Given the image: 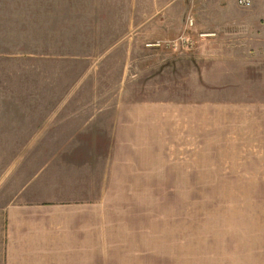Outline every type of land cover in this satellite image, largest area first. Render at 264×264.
I'll return each mask as SVG.
<instances>
[{"label":"rangeland","instance_id":"1","mask_svg":"<svg viewBox=\"0 0 264 264\" xmlns=\"http://www.w3.org/2000/svg\"><path fill=\"white\" fill-rule=\"evenodd\" d=\"M225 1L229 4L227 12L232 14H240L239 7L257 10L256 16L263 20L264 27V0H250L246 7L237 0ZM192 3L0 0V83L16 84L24 99L28 94L54 95L56 191L64 190L60 194L68 197L70 193L65 192L72 190V197L79 193L88 203L100 201L96 209H87V220L102 221L106 236L230 239L231 245L239 244L234 246L238 252L244 243L252 241L250 247L256 243L264 251V135L255 133L248 119L239 123L238 112L232 111L231 118L222 117L219 111L223 108L216 107L206 112L212 117L200 120V133L193 142L198 150L192 151L193 156L191 150L181 156L183 161L196 164L194 174L188 176L199 178L196 181L96 183L63 179L72 171L69 166L77 167L93 158L105 159L98 151L108 153V117L116 102L159 100L188 91L190 81H159L172 76L160 69L165 62L188 60V55L182 58L183 48L152 44L186 33L191 45L185 51H190L196 28L208 27L200 22L204 18L194 15L197 7ZM198 9L199 14L206 13L203 7ZM187 15L192 18L191 26L185 23ZM197 18L200 21L196 22ZM199 67L202 73V64ZM15 77L22 79L14 81ZM38 80L42 81L37 83ZM194 84L198 86L199 99L212 96L208 92L219 95L226 89L225 81ZM0 91L5 93V88L0 87ZM33 136L17 134L18 148L20 143L28 145ZM1 137L4 150L17 148L14 135ZM169 140L176 145L175 140ZM182 143L190 145L188 141ZM99 191L102 194L95 198ZM4 202L0 198V206ZM222 258L223 263L234 256Z\"/></svg>","mask_w":264,"mask_h":264},{"label":"crops","instance_id":"2","mask_svg":"<svg viewBox=\"0 0 264 264\" xmlns=\"http://www.w3.org/2000/svg\"><path fill=\"white\" fill-rule=\"evenodd\" d=\"M192 2L197 7L194 15L204 18L196 22H205L208 27H194V46L180 52L183 59L188 55V60L165 62L160 68L172 76L161 79L159 73V81H190L188 91L159 100L116 102L108 117V153L98 151L105 159L69 166L72 171L65 174L64 181H196L199 178L188 177L194 174L196 164L183 161L181 156L188 150L193 156L192 151L198 150L193 142L200 133V120L212 117L206 112L216 107L223 108L219 111L222 117L231 118L232 111L238 112L239 123L248 119L254 132L264 135L263 20L253 8L239 7L240 14L227 12L229 4L225 0ZM198 7L206 13L199 14ZM21 79L15 77L14 81ZM194 81H225L226 89L219 95L208 92L212 96L199 99ZM0 87L5 88V93L0 91V137L14 135L17 147L6 151L0 143V198L6 201L0 206V264L263 263L264 251L256 243L250 247L252 241L244 243L238 252L234 249L237 243L231 245L230 239L106 236L102 221L87 220V209H96L100 201L88 203L79 193L72 197V190L65 192L70 193L68 197L60 194L64 190L56 191L54 95L28 94L24 99L16 84L0 83ZM210 129L214 131L215 127ZM22 133L33 134L35 139L25 146L20 143L18 148L16 135ZM101 194L99 191L95 198ZM213 244L214 248L209 247ZM228 254L234 258L222 263V256Z\"/></svg>","mask_w":264,"mask_h":264},{"label":"built area","instance_id":"3","mask_svg":"<svg viewBox=\"0 0 264 264\" xmlns=\"http://www.w3.org/2000/svg\"><path fill=\"white\" fill-rule=\"evenodd\" d=\"M237 3L241 6H250V0H237ZM185 23L188 24L189 26L192 25V18L191 16H186L185 19ZM204 34L203 33H198L197 36L198 37H202ZM154 46H165V47H170L172 48V46L174 48L172 49H177L179 46H181L183 49L185 50L186 47H188L189 45H191V42L189 40V36L186 33L183 34H179L175 39L173 40H165V41H156L154 44H152ZM176 47V48H175Z\"/></svg>","mask_w":264,"mask_h":264}]
</instances>
